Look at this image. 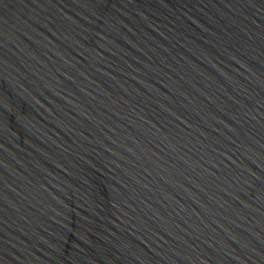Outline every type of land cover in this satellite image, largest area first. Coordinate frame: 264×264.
<instances>
[{
  "label": "water",
  "instance_id": "95a60500",
  "mask_svg": "<svg viewBox=\"0 0 264 264\" xmlns=\"http://www.w3.org/2000/svg\"><path fill=\"white\" fill-rule=\"evenodd\" d=\"M0 264H264V0H0Z\"/></svg>",
  "mask_w": 264,
  "mask_h": 264
}]
</instances>
